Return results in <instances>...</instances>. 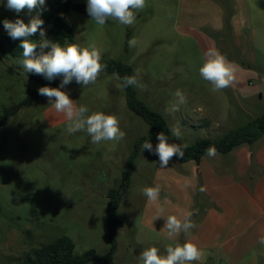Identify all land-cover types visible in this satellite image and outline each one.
Masks as SVG:
<instances>
[{"label": "rangeland", "instance_id": "1", "mask_svg": "<svg viewBox=\"0 0 264 264\" xmlns=\"http://www.w3.org/2000/svg\"><path fill=\"white\" fill-rule=\"evenodd\" d=\"M73 1L86 3V0ZM6 5L7 0L0 1V115L4 106L21 102L28 89L38 88L37 79L46 80L43 76L26 73L17 63L22 57L12 56L2 43L4 35L8 34L3 27L5 19L20 18L28 23L35 11L29 13L24 9L16 13ZM184 8L182 0H146V7L136 13L131 26L111 19L101 26L91 20L89 14L77 12L64 14L63 20L73 27L75 34V40L67 41L65 46L74 43L86 47L94 43L101 50L102 59L131 65L141 85L135 86L139 99L161 113L169 129L179 127L180 139L170 132L172 143L189 146L200 139H216L253 117L241 111V102L230 87L213 91L211 83L200 76L199 68L210 46L184 28L188 25ZM49 28L43 29L47 32ZM207 30L212 29L200 30L204 39L218 45L220 39ZM39 38L37 33L30 39ZM133 38L137 44L129 47L128 41ZM257 57L254 70L264 77V57ZM177 89L185 95L186 103L174 111ZM62 90L77 106H86L88 115L103 112L118 117L126 136L119 142L92 144L86 130L69 135L66 131L69 122L55 111L47 97L23 107L3 124L0 128V264H25L42 244L63 236L73 240L78 254L91 249L98 255L109 251L107 195L120 184L134 142L148 133L149 125L128 109L121 80L114 74L100 73L95 84L87 87L73 80ZM254 105L258 113L264 112V105ZM210 106L218 107L217 118H209ZM229 114L233 118H227ZM214 120L220 123L215 124ZM156 136L150 140L153 148L158 143ZM188 164L172 159L167 168L161 169L158 156L141 149L131 185L117 211L123 227L116 231L114 264H141L139 255L146 248L155 246L161 254H166V247L187 240L183 232L176 241L164 235L162 222L169 215L178 217V212H173L170 204H164L160 206L164 209L161 213L160 207H154V202L150 203L142 194V189L160 188V179L167 188H160L159 199L172 204L176 187L170 183V178L186 176ZM199 188L197 182L196 188L185 184L177 189L182 199H190V205L192 200L191 207L201 216L208 202L203 194L198 195ZM218 264L239 263L228 259L219 260Z\"/></svg>", "mask_w": 264, "mask_h": 264}, {"label": "crops", "instance_id": "2", "mask_svg": "<svg viewBox=\"0 0 264 264\" xmlns=\"http://www.w3.org/2000/svg\"><path fill=\"white\" fill-rule=\"evenodd\" d=\"M232 1L235 10L231 19L232 42L251 68L232 62L236 82L230 88L241 102V111L255 118L260 113L254 104H262L259 107L264 105V77L254 70L258 63L257 55L264 57V0ZM182 3L188 19L184 28L188 33L200 36L210 50L230 52L226 40L221 39L217 45L204 39L205 36L200 33L204 27L218 32L223 30L222 6L216 0H182ZM217 108L210 106L207 110L209 118L218 117L215 113ZM226 116L233 118L230 114ZM214 123L219 124L220 121L214 120ZM206 156L199 164L189 161L186 176H171L170 183L173 182L176 187L173 189L175 200L172 204L159 199L154 202V207L170 204L180 219L188 212L195 213L191 207L192 200L190 205V199H182L177 188L185 184L196 188L198 182V187L200 185L205 189L203 193L208 206L195 231L187 238L203 252L201 259L195 262L218 264L219 260L233 259L239 264H264V245L258 243L259 238L264 236V136L253 145L238 146L228 154L217 152L215 157ZM158 185L167 188L160 179ZM187 193L186 190L185 195ZM165 223L166 220L161 224V231L168 237ZM178 237L181 233L173 240Z\"/></svg>", "mask_w": 264, "mask_h": 264}, {"label": "clouds", "instance_id": "3", "mask_svg": "<svg viewBox=\"0 0 264 264\" xmlns=\"http://www.w3.org/2000/svg\"><path fill=\"white\" fill-rule=\"evenodd\" d=\"M44 5L45 0H7V8L16 13L24 9H27L29 13L35 11V15L30 17L28 23L20 18L14 21L8 19L3 21V27L10 38L21 41L19 47L22 49V58L17 63L26 73L43 76L48 81L62 77L59 87L42 86L38 89V94L46 96L55 111L66 117L69 122L66 131L69 135L86 130L92 144H99L102 141H122L126 133L121 130L118 117L103 112H93L88 115L89 109L86 106H77L69 94L62 90L73 80L82 87L95 84L106 67L101 63V50L94 43L86 47L74 43L61 46L60 43L47 39L42 27L44 21L41 19V14L45 10ZM145 7L146 0H86V11L91 20L101 26L110 19L122 25L131 26L136 20V13ZM37 33H39V40L30 39ZM128 44L129 47H135L137 41L133 38L128 41ZM45 49L50 50L45 51ZM235 71L234 64L218 50H209L204 63L199 68L200 76L211 83L213 91L233 86L236 82ZM115 75L116 79H121L118 74ZM122 86L141 87L136 75L123 77ZM174 95L177 98V104L173 106V110L178 111L179 105L186 103V97L179 89ZM170 132L176 139L181 138L179 127L170 128ZM156 139L158 143L155 148L149 140H145L142 150L146 149L156 154L161 169L167 168L173 157L183 159L186 144L169 142L168 136L163 131L157 134ZM206 155L215 157L216 148L209 146L206 149ZM200 190L205 189L202 187ZM142 194L150 203L157 202L160 188L145 187L142 189ZM159 211L163 213L164 209L161 207ZM192 216L193 212L186 213L183 219L176 215L167 216L164 227L167 229L168 238L173 239L181 232L186 236L190 235L191 230L196 227L191 219ZM258 243L264 245V236L259 238ZM165 253L161 254L157 247L152 246L140 253L139 260L141 264H193L203 255L202 250L191 240H186L183 244L177 243L175 246L170 245L166 247Z\"/></svg>", "mask_w": 264, "mask_h": 264}, {"label": "trees", "instance_id": "4", "mask_svg": "<svg viewBox=\"0 0 264 264\" xmlns=\"http://www.w3.org/2000/svg\"><path fill=\"white\" fill-rule=\"evenodd\" d=\"M216 2L219 3L224 10V27L220 32L212 30L207 31L211 36H216L218 40H226L230 45V52L221 51L222 55L226 56L228 60L238 63L243 68H250L251 66L240 57V51L232 42L233 29L231 19L235 13L234 2L232 0H216ZM44 9L45 10L41 14V19L44 21L42 27L45 28L50 26L46 32V38L53 42L60 43L61 46H65L67 41L73 42L75 40L74 29L71 25L65 23L63 15L69 12L88 14L86 11V3L79 4L75 3L73 0H45ZM2 43L12 56L17 58L22 57V49L19 47L20 43H18L17 40H13L8 34H5ZM101 63L106 65L101 73L118 74L121 78V84L123 77L134 76L133 67L123 61L102 59ZM61 80L62 77H57L52 81L37 79V81L40 82V86L36 89H28L26 91V97L21 102L14 105L4 106L3 113L0 115V128L9 118L17 115L23 107L32 106L37 100L46 97L38 94V89L40 87H58ZM123 90L125 92L128 109L135 115L141 117L149 125V131L146 135L136 139L129 161L122 173L120 184L117 187L110 189L108 192V201L106 205L107 240L109 243L108 253L105 255H98L95 250L91 249L82 254H78L75 251L73 240L68 236H63L51 242L42 244L40 248L33 253L32 258H30L25 264H88L95 262L101 264H114V255L117 250L116 231L123 227V223L119 219L117 211L121 199L131 185V176L135 167L136 159L141 152L142 144L145 140L150 141L154 135L162 131L168 136L169 142H172L169 125L165 117L161 113L149 108L139 99L135 86L123 87ZM263 136L264 112H261L257 117L229 130L216 139L204 138L196 141L184 149L183 159H177L176 157H173V159L179 163L194 161L199 164L202 157L206 155V149L209 146H214L220 154H228L238 146L244 144L253 145ZM200 189L201 187L198 189V195L203 194L204 198L207 199L203 191ZM194 212L195 213H193L191 219L197 227L204 210L201 213V216H199L200 212L198 210H195ZM196 227L191 230L190 234L195 231ZM182 236L188 237L189 235L186 236L183 233Z\"/></svg>", "mask_w": 264, "mask_h": 264}]
</instances>
